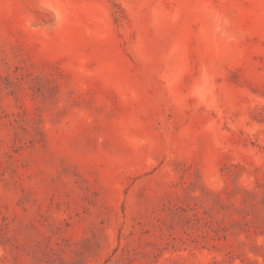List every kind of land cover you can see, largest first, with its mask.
Wrapping results in <instances>:
<instances>
[{
	"label": "rangeland",
	"instance_id": "rangeland-1",
	"mask_svg": "<svg viewBox=\"0 0 264 264\" xmlns=\"http://www.w3.org/2000/svg\"><path fill=\"white\" fill-rule=\"evenodd\" d=\"M0 264H264V0H0Z\"/></svg>",
	"mask_w": 264,
	"mask_h": 264
}]
</instances>
